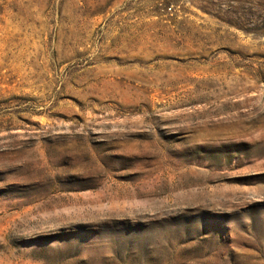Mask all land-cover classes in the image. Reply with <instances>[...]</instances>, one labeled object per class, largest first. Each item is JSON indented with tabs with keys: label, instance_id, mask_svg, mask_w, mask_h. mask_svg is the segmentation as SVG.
I'll return each instance as SVG.
<instances>
[{
	"label": "rangeland",
	"instance_id": "1",
	"mask_svg": "<svg viewBox=\"0 0 264 264\" xmlns=\"http://www.w3.org/2000/svg\"><path fill=\"white\" fill-rule=\"evenodd\" d=\"M0 264H264V0H0Z\"/></svg>",
	"mask_w": 264,
	"mask_h": 264
}]
</instances>
